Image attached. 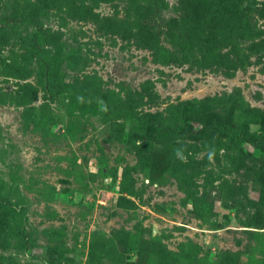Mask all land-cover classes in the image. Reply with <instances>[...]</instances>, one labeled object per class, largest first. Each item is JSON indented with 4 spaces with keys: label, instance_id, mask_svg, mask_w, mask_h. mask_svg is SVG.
Masks as SVG:
<instances>
[{
    "label": "rangeland",
    "instance_id": "374dc122",
    "mask_svg": "<svg viewBox=\"0 0 264 264\" xmlns=\"http://www.w3.org/2000/svg\"><path fill=\"white\" fill-rule=\"evenodd\" d=\"M0 201V264H264V0H0Z\"/></svg>",
    "mask_w": 264,
    "mask_h": 264
},
{
    "label": "trees",
    "instance_id": "16d2710c",
    "mask_svg": "<svg viewBox=\"0 0 264 264\" xmlns=\"http://www.w3.org/2000/svg\"><path fill=\"white\" fill-rule=\"evenodd\" d=\"M82 109L84 111H91L93 110V107H82ZM209 130H213L215 132H221V133H226L228 135H231V138L233 140H235L238 143H250L253 146L258 145V143H261V138L257 137V138H248L247 136H242L241 134H239L237 132V127L230 121L226 122L225 124L222 125H215L212 128H202L203 132L209 131ZM166 131H176V126L173 124L169 127H167ZM0 208L4 211H6V213L8 214H12L15 211H21L23 210V208H18L16 209L15 206H13L10 203L7 202H2L0 201ZM20 237H22L23 239H26L27 236H25L24 234H22V232L19 233Z\"/></svg>",
    "mask_w": 264,
    "mask_h": 264
}]
</instances>
